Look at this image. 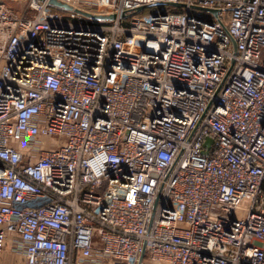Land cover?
Returning <instances> with one entry per match:
<instances>
[{"label":"built area","instance_id":"2783aa9c","mask_svg":"<svg viewBox=\"0 0 264 264\" xmlns=\"http://www.w3.org/2000/svg\"><path fill=\"white\" fill-rule=\"evenodd\" d=\"M5 1L0 258L264 264V0Z\"/></svg>","mask_w":264,"mask_h":264},{"label":"crops","instance_id":"0c3cea01","mask_svg":"<svg viewBox=\"0 0 264 264\" xmlns=\"http://www.w3.org/2000/svg\"><path fill=\"white\" fill-rule=\"evenodd\" d=\"M0 264H23L21 257L9 250H4L0 258Z\"/></svg>","mask_w":264,"mask_h":264},{"label":"water","instance_id":"95a60500","mask_svg":"<svg viewBox=\"0 0 264 264\" xmlns=\"http://www.w3.org/2000/svg\"><path fill=\"white\" fill-rule=\"evenodd\" d=\"M49 3H50L51 5H53V6L58 7V8H63V9H69V8H70L67 4H64V3H62V2H59V1H57V0H50ZM98 18H99V17H98ZM210 142H211L210 139H206V143H205L206 147H208V144H209ZM204 153H206V151H205Z\"/></svg>","mask_w":264,"mask_h":264},{"label":"rangeland","instance_id":"374dc122","mask_svg":"<svg viewBox=\"0 0 264 264\" xmlns=\"http://www.w3.org/2000/svg\"><path fill=\"white\" fill-rule=\"evenodd\" d=\"M6 4L11 7L14 10H22L24 6V2L22 1H12V0H6Z\"/></svg>","mask_w":264,"mask_h":264}]
</instances>
